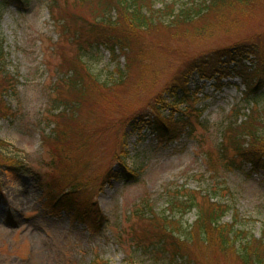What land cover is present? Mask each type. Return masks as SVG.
Instances as JSON below:
<instances>
[{
	"label": "rangeland",
	"instance_id": "374dc122",
	"mask_svg": "<svg viewBox=\"0 0 264 264\" xmlns=\"http://www.w3.org/2000/svg\"><path fill=\"white\" fill-rule=\"evenodd\" d=\"M49 1L27 0L22 8L10 2L0 10V44L6 67L17 74L20 81L17 95L9 94L5 98L15 116H0V139L14 148L5 151L16 153L24 164L16 170L3 167L0 159V264H91L95 259L100 264H181L178 259L170 261L169 255L156 256L153 250L133 244L131 224L135 216L132 213L143 198L148 199L157 214L167 212L168 189L171 192L177 185L206 189L214 182L212 170L206 168L198 154L197 143L202 139L208 146L211 141H218L219 133L209 132L235 105H245L243 82L239 77H228L221 79L218 86L212 79L201 80L196 74L190 75L187 86L197 97L194 105L206 106L200 117L205 125L196 124L190 135L158 150H155L156 137L147 125L133 132L126 122L135 109L152 103L155 92H162L172 84L179 67L191 55L219 47L233 48L237 43H252L259 36L264 38V0L236 5L239 8L234 13L224 11L217 18L227 29L217 25L213 33L197 39L172 37L171 32L162 27L148 30L143 34V41L154 54L148 60L146 74L141 75V69L135 64L127 79L112 89L113 94L101 99L106 112L95 109L96 114H88L90 108L84 104L83 113L93 122V128L85 129L83 137L86 139L82 138L80 146L69 150L68 169L82 175L80 180L86 188L83 192L89 199L79 196L86 201L79 203L80 209H86L88 202L96 204L98 209L90 212L102 217L96 226L76 219L44 199L47 190L42 189L43 177L56 178L53 181L69 185L62 173L45 170L49 157L40 134L49 133L54 125L52 120L46 119V111L52 107L49 97L55 96L50 91L58 76L56 63L59 60L47 49L52 47L51 42L57 41L71 57L76 43L83 48L86 46L78 34L75 40L59 39L47 9ZM165 1L168 0H154V5L160 7ZM185 1L177 0V4ZM207 20L214 22L213 15ZM83 42L91 46L81 59L102 80L117 75L118 69L127 70L123 55L113 60L108 49L96 46L94 39ZM139 77L150 86L137 91L134 86ZM91 90L95 94L96 90ZM261 102L264 104V99ZM168 111L169 108L164 109V113ZM121 124L124 127L118 129ZM122 159L129 169L138 168L136 177L125 181L108 174L109 170L120 174L119 160ZM217 164V177L226 184L227 190L213 200L219 197L223 203L232 205L241 220L239 224L255 237L264 235L263 169L251 168L246 163L242 170L225 167L220 161ZM50 185L55 184L50 182ZM199 200L203 202L201 197ZM196 216L192 208L180 219L186 225ZM231 220L232 208L223 217V221ZM209 253L211 264H241L233 255L222 257L215 251Z\"/></svg>",
	"mask_w": 264,
	"mask_h": 264
},
{
	"label": "trees",
	"instance_id": "16d2710c",
	"mask_svg": "<svg viewBox=\"0 0 264 264\" xmlns=\"http://www.w3.org/2000/svg\"><path fill=\"white\" fill-rule=\"evenodd\" d=\"M17 1L27 4V0ZM250 1L187 0L178 5L177 0H168L160 7H155L154 0L49 1L48 11L59 39L75 40L73 38L78 34L81 42L86 44L83 48L76 43V50L71 57L62 50L60 42H51L49 45L52 47L47 49L50 55L59 58L56 63L58 76L51 87L55 96L51 97L52 107L48 109L46 117L54 122V126L50 133H42L41 138L47 146L49 157V162H45V165L48 169L63 174L69 181L68 191L81 192L85 188V183L80 180L82 175L68 169L69 150L73 146H80L82 138L86 139L83 137L85 129L93 128V122L84 115L82 108L86 104V108H90L88 114L92 115L96 114L95 109L106 112L101 99L113 94L112 89L127 79L135 64L141 69V75L146 74L148 60L154 51L145 46L143 34L150 29L162 27L171 32L172 37L197 39L213 33L217 25L222 26L217 17H221L224 11L234 13L239 8L236 5L244 6ZM4 6L6 5L0 3V10ZM211 14L214 18L212 23L207 20ZM222 28L227 29L226 25ZM86 39H94L96 45L106 47L113 59L118 56L115 50L119 49L126 61L127 70L118 69L117 75L102 80L81 59L87 47L91 46L89 42H83ZM250 54L253 57L250 64H246L245 61L250 60ZM179 68L172 84L167 89L164 88V91L153 94L150 105L135 109L129 114L126 123H130L132 129H136L139 122L147 123L155 135H158V142L163 143L183 134H190L196 124L204 126L205 122L200 117L205 106L193 105L195 98L187 87L188 78L194 73L199 78L240 76L244 83L242 98L245 105H235L225 119L212 126L213 130L209 134L218 132L217 142L211 141L207 146L202 139H198V150L205 157L207 169L212 170L214 182L206 189H191L184 185L174 186L171 192L168 189L167 212L163 210L160 214L153 210L147 198H143L132 213L135 220L131 224V240L144 250H153L156 256L166 254L170 261L179 259L181 264H211L212 258L207 256L210 251H215L216 255L222 257L233 255L241 264H264V235L255 237L239 224L241 220L232 205L223 203L219 197L213 200L214 196L227 190L226 184L219 182L217 177V161L228 168L240 169L243 163H249L251 167H261L264 170V104L261 102L264 99V38L259 36L252 43H237L233 48L219 47L191 55ZM18 83V75L6 67L1 45L0 116L13 115L5 98L9 94L17 95ZM147 85L150 86L139 77L134 87L138 91L146 89L142 87ZM93 88L96 90L95 94L91 92ZM165 91L168 92L166 97L163 95ZM182 103L185 106H181ZM165 107H169L168 114H164ZM175 111H181L177 117H174ZM118 121L122 123L121 119ZM110 125L111 123L105 127ZM123 127L121 124L118 129ZM8 146L11 145L0 139L2 163L16 169L23 168L24 164L16 153L5 151L14 149ZM119 161L122 164L120 174L109 170L110 176L121 179L137 176V167L129 169L124 160ZM85 182L88 183V180ZM45 197L73 217L88 222L90 216L86 212L74 213L73 199H70L68 193L59 194L55 189H50ZM192 208H195L197 216L192 223L185 225L181 219ZM231 208L232 220L223 221ZM97 261L95 259L91 264H100Z\"/></svg>",
	"mask_w": 264,
	"mask_h": 264
}]
</instances>
